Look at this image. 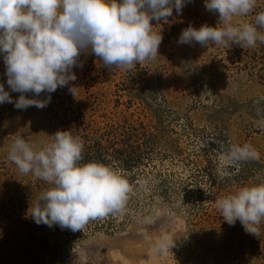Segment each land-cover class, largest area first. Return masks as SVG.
<instances>
[{
  "label": "rangeland",
  "instance_id": "obj_1",
  "mask_svg": "<svg viewBox=\"0 0 264 264\" xmlns=\"http://www.w3.org/2000/svg\"><path fill=\"white\" fill-rule=\"evenodd\" d=\"M0 264H264V0H0Z\"/></svg>",
  "mask_w": 264,
  "mask_h": 264
},
{
  "label": "trees",
  "instance_id": "obj_2",
  "mask_svg": "<svg viewBox=\"0 0 264 264\" xmlns=\"http://www.w3.org/2000/svg\"><path fill=\"white\" fill-rule=\"evenodd\" d=\"M94 149V148H93ZM99 151H100V148H99ZM127 150L124 148V149H118L117 152L121 153L122 155H124V152H126ZM88 155V158L86 159V162H88L89 160H92L93 159V155L95 154H91L92 157H90V153L87 154ZM100 156V155H99ZM95 157V156H94Z\"/></svg>",
  "mask_w": 264,
  "mask_h": 264
}]
</instances>
